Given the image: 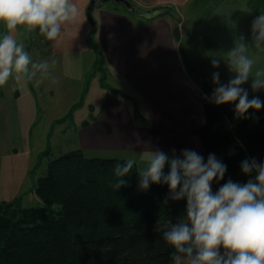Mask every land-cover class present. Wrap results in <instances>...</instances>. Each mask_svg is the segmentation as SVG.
Listing matches in <instances>:
<instances>
[{
  "label": "clouds",
  "instance_id": "clouds-1",
  "mask_svg": "<svg viewBox=\"0 0 264 264\" xmlns=\"http://www.w3.org/2000/svg\"><path fill=\"white\" fill-rule=\"evenodd\" d=\"M246 14L251 11L245 6ZM73 0H0V87L10 80L17 84L34 83L39 87L51 75L47 60L34 61L17 31L38 29L48 41H57L67 23L79 18ZM227 27L232 35L226 48H208L203 57L213 69V90L205 99L216 106L234 105L237 119H251L264 109V100L252 93L264 91V13L253 16L247 33L239 30L231 18ZM223 65L229 77L222 80ZM39 74V75H38ZM251 110V112H250ZM135 158H127L114 167L119 191L127 186ZM167 167L168 171L165 172ZM245 183L229 178L213 192V182L224 180L227 165L214 153L207 159L193 149L177 155L162 150L148 151L146 166L137 172L138 189L149 190L153 184L168 186L163 203L186 201V214L180 222L169 224L162 238L173 249V264H264V161L245 158L240 163Z\"/></svg>",
  "mask_w": 264,
  "mask_h": 264
},
{
  "label": "trees",
  "instance_id": "trees-1",
  "mask_svg": "<svg viewBox=\"0 0 264 264\" xmlns=\"http://www.w3.org/2000/svg\"><path fill=\"white\" fill-rule=\"evenodd\" d=\"M154 9L181 21L171 7ZM180 53L190 77L211 95L214 86L206 75L196 73ZM103 74L101 85L126 97L109 88ZM202 109L204 122L192 132L202 144L197 152L205 160L214 153L227 165L224 180L213 182V192L229 178L245 183L250 177L242 174L241 161H264V109L251 119H237L234 109L207 99ZM87 124V119L82 121ZM125 160L87 156L79 147L49 159L34 188L41 206L23 207L16 198L0 200V264H173V249L162 235L169 222L184 218L186 201L165 205L168 186L163 184L140 191L136 164L126 177L127 186L115 191L114 167Z\"/></svg>",
  "mask_w": 264,
  "mask_h": 264
},
{
  "label": "crops",
  "instance_id": "crops-1",
  "mask_svg": "<svg viewBox=\"0 0 264 264\" xmlns=\"http://www.w3.org/2000/svg\"><path fill=\"white\" fill-rule=\"evenodd\" d=\"M130 1L145 11L159 6L171 7L184 20L193 0ZM73 2L80 12L75 22L82 32L79 41L88 36L90 48L99 54L102 52V62L134 91L129 97L110 92L113 95L107 96L96 114L87 119L88 124H80L76 134L77 147L84 152L92 149L138 154V158L146 156L150 149H159L170 155L173 149L177 155L182 149L200 151L201 141L192 132L201 125L193 126L199 108L203 115L202 103L193 100L192 85L196 83L185 69L178 48L177 20L171 14H168L169 17L163 14L153 19L142 16L138 19L120 5L103 4L92 11L94 25L87 24L85 16L90 0ZM65 25L63 29L66 32ZM4 31V26L0 24V33ZM16 35L21 39L20 32L17 31ZM23 42L29 51L28 38L24 37ZM50 44L51 41L46 40L38 49L49 48ZM11 93L15 96L14 80L0 87L2 158L15 151L11 131L12 121H17V109L14 100L9 104ZM128 98L132 102L126 100ZM22 119L19 117L20 121Z\"/></svg>",
  "mask_w": 264,
  "mask_h": 264
},
{
  "label": "rangeland",
  "instance_id": "rangeland-1",
  "mask_svg": "<svg viewBox=\"0 0 264 264\" xmlns=\"http://www.w3.org/2000/svg\"><path fill=\"white\" fill-rule=\"evenodd\" d=\"M214 1L193 0L189 6L188 18L185 17L184 20L198 21L202 12ZM104 5L114 4L108 1ZM92 16H94L93 13ZM163 16L169 17L168 14ZM134 17L140 18L138 15ZM85 21L90 24L87 15ZM180 22L176 23L178 48L185 53L188 64L195 72L205 74L213 86L210 78L213 69L209 60L203 57V51L195 33L185 31ZM65 27L66 32L63 29L60 38L57 41H51L50 47L44 49H38L43 45V37L38 29L32 33L18 29L21 39L24 40L26 37L30 42L28 45L31 49L29 48L28 52L32 59L37 62L40 57L42 61L47 60L51 73L39 87L34 86V83L17 84L14 81L16 93L15 96L11 93L8 99L10 105L14 100L17 109V121L16 123L12 121L13 130L11 131L15 151L4 155V159L0 151V159H2L0 161V200L16 198L23 207L43 204L34 188L37 178L45 172L47 161L67 150L77 148L76 134L82 121L96 114L106 97L113 95L110 93L113 91L101 86L100 79L104 75L103 71L105 72L104 81L109 88L118 89L126 97L133 96L134 92L127 83L110 70L107 64L102 62V52L99 54L93 50L94 48H90L88 36L79 41L82 32L77 23H67ZM102 63H104L103 66ZM221 78L224 81L228 79L222 73ZM245 87L249 88L250 97L258 95L261 100H264V91L252 93L250 87ZM192 93L193 100L198 104L205 100L206 93L194 83ZM126 100L132 102L130 98ZM228 106L234 109V105ZM19 117L23 119L20 121ZM195 117L197 121L193 124L194 127L203 123L201 108ZM85 154L135 158L139 162V170L146 166V156L138 158V154L112 153L108 150L98 152L92 149H87ZM166 170H168L167 167ZM54 206L58 205L54 204Z\"/></svg>",
  "mask_w": 264,
  "mask_h": 264
},
{
  "label": "water",
  "instance_id": "water-1",
  "mask_svg": "<svg viewBox=\"0 0 264 264\" xmlns=\"http://www.w3.org/2000/svg\"><path fill=\"white\" fill-rule=\"evenodd\" d=\"M108 1L116 5H121L128 12L142 16L145 19H153L159 15L165 14V11L160 9L149 11L142 10L136 7L130 0H90L86 9V15L91 24L94 25L92 17L93 9ZM245 6L251 11L250 15L241 11ZM205 13H207L206 16H204ZM260 13H264V0H220L215 4L211 3L205 11L202 12L198 21L182 20L180 24L185 31L195 33L202 51L205 50L202 43L207 40H209L215 48H226L231 45L232 40V35L227 27L228 19L231 18L237 21L239 30L247 33L253 16ZM217 70L226 78L229 77V73L225 67L222 68V65ZM245 86L250 87L249 84Z\"/></svg>",
  "mask_w": 264,
  "mask_h": 264
},
{
  "label": "flooded vegetation",
  "instance_id": "flooded-vegetation-1",
  "mask_svg": "<svg viewBox=\"0 0 264 264\" xmlns=\"http://www.w3.org/2000/svg\"><path fill=\"white\" fill-rule=\"evenodd\" d=\"M219 1H220V0H215L213 3L215 4V3L219 2ZM207 13H208V12H207ZM207 13H205L204 16H206ZM202 46H203L205 49H208V48H215V47L211 44V42H210L209 40L204 41V42L202 43ZM222 68H224L223 65H222Z\"/></svg>",
  "mask_w": 264,
  "mask_h": 264
}]
</instances>
